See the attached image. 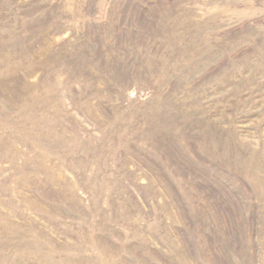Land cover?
Segmentation results:
<instances>
[{
  "label": "rangeland",
  "instance_id": "1",
  "mask_svg": "<svg viewBox=\"0 0 264 264\" xmlns=\"http://www.w3.org/2000/svg\"><path fill=\"white\" fill-rule=\"evenodd\" d=\"M0 264H264V0H0Z\"/></svg>",
  "mask_w": 264,
  "mask_h": 264
}]
</instances>
